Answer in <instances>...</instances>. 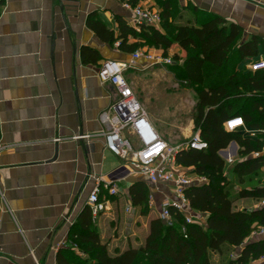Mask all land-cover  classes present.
<instances>
[{"label":"crops","instance_id":"obj_1","mask_svg":"<svg viewBox=\"0 0 264 264\" xmlns=\"http://www.w3.org/2000/svg\"><path fill=\"white\" fill-rule=\"evenodd\" d=\"M140 1L130 0L133 5ZM123 2L0 0V189L10 209L0 210V264H57L98 178L114 180L120 192L115 197L102 194L108 210L93 221L112 256L143 246L151 221L160 218L162 202L173 196L168 185L156 187L144 177L129 175L125 162L105 145L107 125L100 115L114 103L116 91L100 81L99 68L104 60L127 63L133 53L121 51L118 43H104L88 27V19L94 15L118 36L116 18L127 24L131 18ZM166 3L174 25L199 27L215 15L243 29L240 44L261 39L259 54L264 55V0H153L151 5L163 12ZM61 5L70 30L63 23ZM158 29L165 33L162 24ZM84 47L98 52L97 64L82 62ZM139 50L164 52L149 46ZM172 51L183 56L177 45ZM255 59L246 60L240 69H248ZM155 67L140 59L134 70ZM239 132L263 133L249 128ZM82 135L90 137L77 139ZM239 149L232 142L219 154L228 160L238 156ZM184 170L195 179L192 168ZM135 183L147 185L146 204L133 203L130 190ZM258 204L243 199L236 207L256 209ZM198 217L206 224V215ZM213 262L225 264L226 259L215 254ZM255 264H264V258Z\"/></svg>","mask_w":264,"mask_h":264},{"label":"trees","instance_id":"obj_2","mask_svg":"<svg viewBox=\"0 0 264 264\" xmlns=\"http://www.w3.org/2000/svg\"><path fill=\"white\" fill-rule=\"evenodd\" d=\"M169 8L166 3L161 13L165 33L154 26L137 30L116 18V36L94 15L89 17L88 27L104 43H118L123 52L135 53L149 46L168 56L177 45L183 53L173 55L175 63L182 64L169 67L181 70L182 82L197 89L194 128L208 149L184 150L177 163L208 179L207 184L193 185L186 191L193 211L207 216L206 224L186 225L185 216L173 211L172 225L160 218L152 220L143 246L112 256L87 206L71 227L69 244L58 253L57 264H214L215 254L224 257L225 264H255L264 258V237L251 240L252 233L264 229V70L240 69L246 60L260 56L263 41L253 38L240 44L243 29L215 15H209L199 27L174 25L168 20ZM131 39L135 42L130 43ZM81 55L86 65L100 61L98 52L89 47H84ZM236 117L244 120L246 128L263 133L227 132L225 124ZM232 142L240 147V159L229 177L228 165L219 153ZM256 153L260 156L255 157ZM148 191L146 184L135 183L130 190L133 203L146 204ZM243 199L256 200L260 205L237 209L236 203ZM148 213L142 211L144 216Z\"/></svg>","mask_w":264,"mask_h":264},{"label":"built area","instance_id":"obj_3","mask_svg":"<svg viewBox=\"0 0 264 264\" xmlns=\"http://www.w3.org/2000/svg\"><path fill=\"white\" fill-rule=\"evenodd\" d=\"M152 1L141 0L139 4L133 5L130 0H124L123 7L131 12L128 22L131 27L139 30L142 26L161 25L162 12L157 6L151 5ZM140 59L164 68L174 64L173 57L166 56L162 51L138 50L132 54L127 63L104 60L99 68L100 81L112 85L116 91L114 103L100 115L101 122L107 125L104 133L106 148L125 162L124 166L128 169L129 175L144 177L156 187L159 185L170 187L173 196L166 197L161 204L160 219L164 223L173 224V211H175L185 216L186 225H202L198 214L190 207L186 191L193 185L207 184L208 179L196 174H194L195 179H192L184 168L178 165L177 157L184 150L204 151L208 149V143L201 138L199 131L188 141L177 146L169 144L157 132L125 75L129 69L137 67ZM248 70L263 71L264 55L250 61ZM243 128H246V125L240 117L233 118L225 124L227 132H235ZM89 137L82 135L77 139ZM3 149L4 147L0 145V152ZM259 156V153L255 154V157ZM105 192L114 197L120 193L114 180L105 181L98 178L87 202L93 221H97L99 215L108 210L107 201H102V194ZM150 202L153 206V197ZM2 207L10 211L5 195L0 189V210ZM182 233L187 238L186 226L182 227ZM263 237L264 229H260L252 233L251 240ZM31 254L35 257L33 251Z\"/></svg>","mask_w":264,"mask_h":264},{"label":"rangeland","instance_id":"obj_4","mask_svg":"<svg viewBox=\"0 0 264 264\" xmlns=\"http://www.w3.org/2000/svg\"><path fill=\"white\" fill-rule=\"evenodd\" d=\"M169 55L176 54L172 51ZM177 64L174 61L173 65ZM180 71L175 67L158 66L145 72L129 69L125 74L155 128L169 144L176 146L198 132L194 128L197 89L182 82ZM230 159L225 160L229 177L231 168L240 157Z\"/></svg>","mask_w":264,"mask_h":264},{"label":"water","instance_id":"obj_5","mask_svg":"<svg viewBox=\"0 0 264 264\" xmlns=\"http://www.w3.org/2000/svg\"><path fill=\"white\" fill-rule=\"evenodd\" d=\"M61 11H62V19H63V23L65 24L66 28L68 30H70V26H69V22H68V19H67V16H66V13H65V10H64V6L61 5ZM233 145H234V142H233ZM224 151H221L220 153H223Z\"/></svg>","mask_w":264,"mask_h":264}]
</instances>
